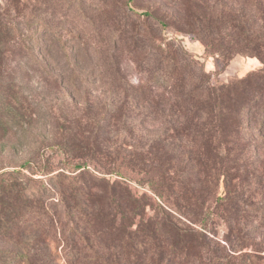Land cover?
Masks as SVG:
<instances>
[{
	"label": "trees",
	"instance_id": "1",
	"mask_svg": "<svg viewBox=\"0 0 264 264\" xmlns=\"http://www.w3.org/2000/svg\"><path fill=\"white\" fill-rule=\"evenodd\" d=\"M96 1L82 0L80 10H104L109 6L107 0ZM117 1L126 5L128 17L137 25L132 33L117 29L114 40L129 43L133 62L151 76L134 86L142 101L130 94L121 100L100 102L97 110L87 103L78 121L91 126L99 116L104 130L114 129V141L103 147L105 154L115 156L107 163L111 172L119 174L120 166L140 165L137 160L143 162L141 156L132 158L136 153H144L146 157L154 155L157 160L164 157L169 165L158 172L140 167L149 176L147 185L155 200L151 201L150 197L149 202L145 197L134 195L125 176V180L114 181L101 176L102 171L97 167L104 168L103 163H94L91 159L50 171L41 159L37 160L39 163L26 159L13 169L2 165L0 264H193L204 254L205 245L188 240L187 228L175 223L174 218L192 211L196 205L202 206L200 199L206 195L220 208L231 204L237 187L245 189L247 184L259 188L260 185L264 191L261 182L264 178L257 163L259 156L254 154L253 159L250 155L256 150L264 157V0L165 1L166 6L175 7L178 12L167 11L169 17L175 18L185 32L198 37L209 51L227 58L234 53L248 54L263 63L260 72L246 78L256 82L246 126L253 124V147L235 142L233 147L230 142L217 144L221 109L214 104L213 93L223 91L224 86L211 84L204 72L184 70L180 57L169 50L168 45L172 43L168 39L155 43V38L148 34V25L154 18L152 11L134 9L130 6L134 0ZM186 8H191L188 16L183 14ZM158 25L162 26L158 31L164 33L167 20L160 19ZM151 97L160 100H149ZM122 110L128 112L126 118ZM119 114L123 126L116 122ZM148 124L158 125L159 130L145 133ZM73 133L78 134L75 130ZM129 136H133L134 143L127 141ZM45 149L64 150L58 140L48 143ZM223 151L238 164L241 160L244 162L237 174L239 181L233 173L217 166L215 158L227 159ZM261 164L264 166V161ZM38 173L43 177H38ZM222 179L224 192L219 194ZM191 183L203 185L201 193L194 195V202L187 192L177 191V187L186 191ZM149 208L153 213L148 214ZM259 221L263 223L264 216ZM118 228L124 233L114 237ZM238 246L235 251L241 252L243 259L248 255L256 257L243 252V244ZM208 250L213 258L211 264H228L219 255L222 253L219 243Z\"/></svg>",
	"mask_w": 264,
	"mask_h": 264
},
{
	"label": "rangeland",
	"instance_id": "2",
	"mask_svg": "<svg viewBox=\"0 0 264 264\" xmlns=\"http://www.w3.org/2000/svg\"><path fill=\"white\" fill-rule=\"evenodd\" d=\"M103 1L99 0L100 3ZM165 1L169 0H134L130 6L154 13L148 25L149 36L155 38L156 44L163 38L168 39L172 43L168 45L169 50L180 57L184 70L204 72L211 84L224 86L223 91L213 93V102L221 109L217 144L230 142L233 147L235 142L237 145L252 144L253 147V124L246 126L256 82L246 78L260 72L263 63L248 54L234 53L227 58L209 51L198 37L185 32L175 18L169 17L167 11L178 12L175 7L166 6ZM107 2V9L91 8L82 12V0H0V166L18 168L26 159L32 158L35 161L41 159L50 171L91 159L94 163H103L104 168L97 167L102 171L101 176L110 181L127 177L131 192L150 202V197L151 201L155 197L148 189L149 176L140 167L154 168L158 172L169 165L164 157L157 160L154 155L146 157L144 153H136L132 158L141 156L143 162L137 160L140 165L132 168L120 166L119 174L111 172L107 163L115 156L105 154L103 147L114 141V129L104 130L99 116H96L97 123L91 126L78 121L88 104L97 110L100 102L121 100L130 94L142 101L134 86L151 76L133 62L129 43L114 40L117 29L131 32L137 23L128 17L122 1ZM190 11L191 8H186L184 16ZM163 18L168 23L164 33L157 29L162 28L158 24ZM149 100L159 101L160 98L151 97ZM122 113L126 118L128 112L122 110ZM116 122L123 126L120 114ZM146 128L144 132L147 134L159 130L158 125L148 124ZM57 135L64 150H44L48 143L57 141ZM132 139L133 136H129L127 141L133 142ZM223 153L226 155L225 151ZM254 154L259 156L257 163L263 179L261 162L264 157L253 150L250 154L253 159ZM215 160L222 171L233 173L234 179L239 181L237 174L244 166L242 160L239 164L228 156L225 160ZM37 176L43 177L39 173ZM246 181L249 183L248 179ZM202 186L191 183L186 186V191L180 187L177 191L187 192L194 202V195L201 193ZM244 188H235L237 193L232 195L234 198L227 207L216 208L214 199L206 195L207 198L200 199L202 206L196 205L192 211L174 218L175 223L187 228L189 233L185 236L188 240L199 246L205 245L204 254L193 264H211L213 258L208 248L215 243L220 244L222 253L219 255L224 256L228 264H264V222L259 221L264 216V191L260 185L258 188L246 184ZM218 191L219 194L224 192L223 179ZM150 213H153L151 208L148 209ZM239 216L241 220H236ZM240 228L243 232L239 231ZM123 233V230L115 229L114 237ZM240 243L244 245L243 252L253 253L256 257L248 255L243 259L241 252L235 251ZM254 249L259 251H252Z\"/></svg>",
	"mask_w": 264,
	"mask_h": 264
}]
</instances>
